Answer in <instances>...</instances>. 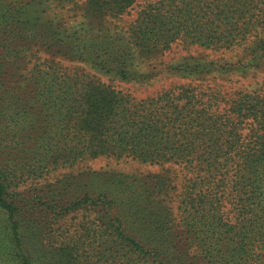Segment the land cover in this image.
I'll list each match as a JSON object with an SVG mask.
<instances>
[{"label": "trees", "instance_id": "1", "mask_svg": "<svg viewBox=\"0 0 264 264\" xmlns=\"http://www.w3.org/2000/svg\"><path fill=\"white\" fill-rule=\"evenodd\" d=\"M0 264H264V0H0Z\"/></svg>", "mask_w": 264, "mask_h": 264}, {"label": "rangeland", "instance_id": "2", "mask_svg": "<svg viewBox=\"0 0 264 264\" xmlns=\"http://www.w3.org/2000/svg\"><path fill=\"white\" fill-rule=\"evenodd\" d=\"M84 0H76V2L78 4H80L81 2H83ZM141 1V0H140ZM70 6V5H69ZM135 15V10L130 11L128 16L126 15L124 17L125 20L127 19H132ZM191 51H187L186 49H181L180 46L178 45H173L168 51H166L159 59L164 61V62H168L171 60H175L177 58H179L181 55H187L189 54H194V55H198V54H204L207 55V58H214V57H219L221 54H219L218 52H215L214 50H212L211 48H203V47H199L194 45L193 49H190ZM221 53V52H220ZM76 63V65H75ZM73 65L75 66H71V67H82V65H84L83 63H79V62H73ZM87 67V65H85ZM89 68V67H87ZM86 72H90L92 73V76L94 78H97L100 82L103 83H107L110 84L114 89L116 90H120L123 92H127L130 93L131 95L135 96L136 98H142V97H146L149 95H153L156 91L164 89L167 86H172L175 84H179L184 82L185 80L179 78V77H168V76H163V74H159L155 79L149 81L148 83L144 82V83H140V82H124V81H120L117 79H112L109 75H104L101 74L99 72H93L92 69L90 70H86ZM246 84H255L260 86V76L255 79H251L249 78L247 81H243ZM242 82V83H243ZM89 167L92 169H111V170H121V168H126V169H132L130 167H136L138 168L140 171H154V172H161L164 173L166 172V170H168V168L173 169L174 166H170V165H161V166H156V165H142L138 162L135 161H128L125 162L123 160H118L115 157H107V156H98L95 158H91V159H87L86 161H84L82 164L79 165V167ZM71 169H62L61 171H70ZM73 170H76L73 169ZM61 171H57V173L54 174H50L48 176L49 180L47 181H53L54 179H56ZM168 173V172H167ZM169 174V173H168ZM170 175H172L171 171H170ZM179 178V176H178ZM73 222V221H72ZM66 224L70 223V220H66L65 221Z\"/></svg>", "mask_w": 264, "mask_h": 264}]
</instances>
